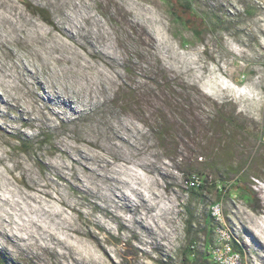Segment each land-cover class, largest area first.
I'll use <instances>...</instances> for the list:
<instances>
[{"label": "rangeland", "instance_id": "rangeland-1", "mask_svg": "<svg viewBox=\"0 0 264 264\" xmlns=\"http://www.w3.org/2000/svg\"><path fill=\"white\" fill-rule=\"evenodd\" d=\"M179 1L205 31L167 0H0V252L12 264H214L202 250L213 206L247 264H264V0ZM218 112L243 125L231 162L250 154L249 196L179 170L225 146L228 134L187 128ZM164 120L161 147L148 124Z\"/></svg>", "mask_w": 264, "mask_h": 264}, {"label": "trees", "instance_id": "trees-1", "mask_svg": "<svg viewBox=\"0 0 264 264\" xmlns=\"http://www.w3.org/2000/svg\"><path fill=\"white\" fill-rule=\"evenodd\" d=\"M167 1L171 4L172 15L186 29L194 32L196 35H199V33L206 30V21L193 11L190 4L183 3L179 0ZM28 7L32 13L40 14L48 24H51L49 20H46L43 11L30 6ZM176 111H178V114L181 117V121L183 120L184 124H188L187 122L189 120L187 119L193 116L192 111H194V109H191L190 106H182L176 108ZM212 119L214 120H209L208 123L202 124L200 120H197L196 118L194 120L193 118V125L189 124L187 125V128L190 132H193L194 130L199 128L203 131L202 133L205 134L209 133L210 130H212L213 132L221 133L222 135L228 134L227 138H225L224 140L220 139L218 142V144H220L221 141H223L225 143V146H223L221 148V151H218L217 154L214 153L213 149L210 150L211 154L214 153L213 155L216 157L210 158L205 152H203L200 154V157L208 156L209 159H205L204 162L198 163L195 167H187L184 170H179L186 178H204V180H208L209 178H211L212 182L218 184L219 191L225 190L228 192H243L249 196V187L246 183L247 179L249 177L257 179L259 178L257 174L253 173V168L249 165L248 158L250 154L243 156L245 157V160L244 162H242V164L238 165L231 162L232 157L239 153L235 146L234 136H236L237 133L244 131L243 125L241 122L239 123L238 117L234 115H225L222 112H218L216 116L212 117ZM164 122V127L148 124V130L153 135L155 140L161 143V145L163 142V138L170 136V123L167 120H164ZM261 140L262 139H260V141ZM161 147L164 146L162 145ZM206 151L209 150L206 149ZM256 201H258V199H255V203ZM234 247L237 251H240V247L235 242ZM191 251L193 253L192 255L194 256V249ZM0 264H12V262L8 260V258L2 252H0Z\"/></svg>", "mask_w": 264, "mask_h": 264}, {"label": "built area", "instance_id": "built-area-1", "mask_svg": "<svg viewBox=\"0 0 264 264\" xmlns=\"http://www.w3.org/2000/svg\"><path fill=\"white\" fill-rule=\"evenodd\" d=\"M194 181L190 185H194ZM211 215L216 220L212 231L210 245L203 247V252L214 264H247L242 254L234 247L233 233L222 223L220 209L218 206L211 208ZM195 249V247H192Z\"/></svg>", "mask_w": 264, "mask_h": 264}, {"label": "bare ground", "instance_id": "bare-ground-1", "mask_svg": "<svg viewBox=\"0 0 264 264\" xmlns=\"http://www.w3.org/2000/svg\"><path fill=\"white\" fill-rule=\"evenodd\" d=\"M137 1V0H136ZM142 1V0H141ZM146 1V0H145ZM154 2V1H153ZM144 4V3H143ZM154 4V3H153ZM148 6V5H147ZM154 8V7H153ZM147 8H145V10H146ZM147 11V10H146ZM147 13V12H146ZM149 14V13H148ZM165 32V31H164ZM166 36V35H165ZM164 38V37H163ZM164 42V41H163ZM215 45V44H214ZM263 46V45H262ZM213 47V46H212ZM217 48V47H216ZM193 52V51H192ZM217 53V52H216ZM203 54V53H202ZM224 54V53H223ZM222 54V55H223ZM221 56V55H220ZM225 56V55H224ZM204 57H206V56H204ZM247 57H249V56H247ZM258 57V56H257ZM223 58V57H222ZM255 58V57H254ZM260 58V57H259ZM220 59V58H219ZM256 59V58H255ZM256 65V64H255ZM230 66V65H229ZM205 68V67H204ZM224 69V68H223ZM220 71V70H219ZM260 71V70H259ZM222 72V71H221ZM259 73H261V71L259 72ZM223 75H225V76H227L226 74H224V73H222ZM262 75V74H261ZM263 76V75H262ZM228 77V76H227ZM261 79V78H260ZM263 80V79H262ZM252 82V81H251ZM250 86V85H249ZM254 87V86H253ZM243 88V87H242ZM240 96V95H239ZM257 98V97H256ZM260 100V99H259Z\"/></svg>", "mask_w": 264, "mask_h": 264}]
</instances>
